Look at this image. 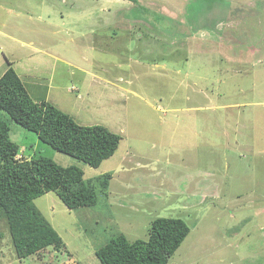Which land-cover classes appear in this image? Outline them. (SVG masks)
Instances as JSON below:
<instances>
[{
  "label": "rangeland",
  "instance_id": "1",
  "mask_svg": "<svg viewBox=\"0 0 264 264\" xmlns=\"http://www.w3.org/2000/svg\"><path fill=\"white\" fill-rule=\"evenodd\" d=\"M0 29V76L121 136L93 167L0 110L24 157L76 165L97 191L71 209L34 199L58 251L19 259L1 221L0 264H101L96 250L146 240L156 217L190 227L168 264H264V0H3Z\"/></svg>",
  "mask_w": 264,
  "mask_h": 264
},
{
  "label": "trees",
  "instance_id": "2",
  "mask_svg": "<svg viewBox=\"0 0 264 264\" xmlns=\"http://www.w3.org/2000/svg\"><path fill=\"white\" fill-rule=\"evenodd\" d=\"M42 92L33 97L15 69L8 67L0 76V110L35 133L43 144L93 167L118 148L119 134L101 124L77 123L70 114L47 101ZM9 132L7 121L0 119V222L5 223L15 255L21 260L42 254L49 246L61 250L65 247L62 237L33 201L54 191L70 209L93 205L97 191L92 178L84 179L76 165H60L45 155L24 157ZM111 177L110 172L98 177L101 193L108 194ZM189 231V225L180 217H156L146 240L131 241L118 233L95 254L101 264H168ZM2 238L0 233V243Z\"/></svg>",
  "mask_w": 264,
  "mask_h": 264
},
{
  "label": "crops",
  "instance_id": "3",
  "mask_svg": "<svg viewBox=\"0 0 264 264\" xmlns=\"http://www.w3.org/2000/svg\"><path fill=\"white\" fill-rule=\"evenodd\" d=\"M3 0H0V2H2ZM1 31H2V29H0V34H1ZM4 32V31H3ZM5 34V33H4Z\"/></svg>",
  "mask_w": 264,
  "mask_h": 264
}]
</instances>
